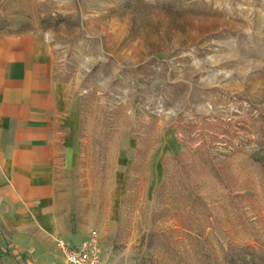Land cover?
Here are the masks:
<instances>
[{
  "label": "rangeland",
  "instance_id": "374dc122",
  "mask_svg": "<svg viewBox=\"0 0 264 264\" xmlns=\"http://www.w3.org/2000/svg\"><path fill=\"white\" fill-rule=\"evenodd\" d=\"M69 87L71 244L101 264L264 263V0H0ZM0 228V264H63ZM263 262V263H262Z\"/></svg>",
  "mask_w": 264,
  "mask_h": 264
},
{
  "label": "crops",
  "instance_id": "0c3cea01",
  "mask_svg": "<svg viewBox=\"0 0 264 264\" xmlns=\"http://www.w3.org/2000/svg\"><path fill=\"white\" fill-rule=\"evenodd\" d=\"M68 104L51 50L32 33L0 35V228L22 250L71 244L60 189L80 141Z\"/></svg>",
  "mask_w": 264,
  "mask_h": 264
},
{
  "label": "built area",
  "instance_id": "2783aa9c",
  "mask_svg": "<svg viewBox=\"0 0 264 264\" xmlns=\"http://www.w3.org/2000/svg\"><path fill=\"white\" fill-rule=\"evenodd\" d=\"M63 264H101L100 238L92 231L87 238L78 244L57 241Z\"/></svg>",
  "mask_w": 264,
  "mask_h": 264
},
{
  "label": "trees",
  "instance_id": "16d2710c",
  "mask_svg": "<svg viewBox=\"0 0 264 264\" xmlns=\"http://www.w3.org/2000/svg\"><path fill=\"white\" fill-rule=\"evenodd\" d=\"M0 257H1V250H0ZM254 257H251V261L250 262H248V263H245V264H254L255 262V260L253 259ZM263 263V262H262ZM233 264H236V262H233ZM264 264V263H263Z\"/></svg>",
  "mask_w": 264,
  "mask_h": 264
}]
</instances>
